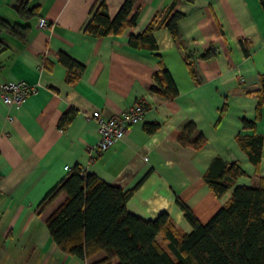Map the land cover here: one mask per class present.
<instances>
[{"label":"crops","instance_id":"obj_1","mask_svg":"<svg viewBox=\"0 0 264 264\" xmlns=\"http://www.w3.org/2000/svg\"><path fill=\"white\" fill-rule=\"evenodd\" d=\"M16 1L0 0V18L23 24L14 10ZM102 1L110 18L124 2L30 0L38 15L28 23L26 40L1 35L0 83L23 80L36 89L18 107L0 97V264H92L105 257L103 251L85 260L63 252L47 230V218L66 195L51 201L45 197L74 167L124 192L134 190L126 204L130 213L154 219L165 212L185 233L191 227L175 198L205 223L231 197L232 189L216 197L204 180L213 159L244 171L234 186L257 187L264 178V106L254 129L243 130L241 123L255 118V92L264 74L259 0H136L134 26L97 38L84 27ZM169 8L183 15L177 22L178 41L162 25L153 32L156 51L128 46L130 35L141 33ZM39 18L47 27H38ZM208 50L213 55L202 59ZM60 53L84 65L73 83ZM159 64L178 91L172 100L150 91ZM137 101L145 105L142 122L97 152L99 134L91 113L98 110L109 118ZM68 107L76 115L61 129L58 122ZM190 123L194 131L183 144L178 135ZM152 124L158 127L150 133ZM238 134L263 137L258 169L238 147ZM201 138L204 144L194 146Z\"/></svg>","mask_w":264,"mask_h":264},{"label":"trees","instance_id":"obj_2","mask_svg":"<svg viewBox=\"0 0 264 264\" xmlns=\"http://www.w3.org/2000/svg\"><path fill=\"white\" fill-rule=\"evenodd\" d=\"M136 0H124L113 18L108 15L104 1L94 6L84 32L93 37L118 35L126 27L134 26L138 7L132 12ZM264 11V0H259ZM14 10L23 24H10L0 18V49L4 46L1 38L6 33L20 42L26 40L29 21L38 15V8L30 6V0H17ZM171 8L162 15L156 14L146 28L137 35H130L128 46L135 49L156 51L154 30L164 25L178 41L177 22L183 17ZM179 48L182 45L178 42ZM212 51L201 55L210 59ZM188 54L185 59L187 60ZM59 62L67 69V80L75 82L84 70V65L66 54L58 55ZM193 76V70L188 68ZM151 93L166 100L178 95L175 84L167 69L159 64L153 75ZM256 115L254 120L243 118L242 129H254L261 117L264 106V74L259 76ZM76 110L66 108L58 122L65 129L75 117ZM157 124L147 126L153 133ZM194 131L188 124L178 135L185 144ZM238 147L246 153L249 161L259 168L263 137L258 134L235 138ZM204 144L202 138L193 143L196 147ZM244 171L235 163L226 164L219 158L213 159L204 176L210 191L222 196L232 189L230 199L212 217L202 223L180 199L175 198L184 219L191 227L185 233L174 227L170 216L161 212L154 219H143L130 213L126 204L134 190L124 192L119 186L109 185L92 174L74 167L69 174L45 197L51 201L59 193L65 200L47 218L46 227L53 242L70 255L85 260L105 252V257L92 264H264V178L257 187L234 186ZM161 236L160 241L158 237Z\"/></svg>","mask_w":264,"mask_h":264},{"label":"built area","instance_id":"obj_3","mask_svg":"<svg viewBox=\"0 0 264 264\" xmlns=\"http://www.w3.org/2000/svg\"><path fill=\"white\" fill-rule=\"evenodd\" d=\"M37 25L39 28H45L47 22L44 18H39ZM35 89L36 86H32L23 80L2 82L0 83V97L4 103L18 107ZM145 111V105L142 101H137L121 114L109 118L103 117L98 110L93 111L91 118L95 120L99 134L96 145L97 152L107 150L121 140L133 126L141 123ZM66 170L69 168L66 167Z\"/></svg>","mask_w":264,"mask_h":264}]
</instances>
